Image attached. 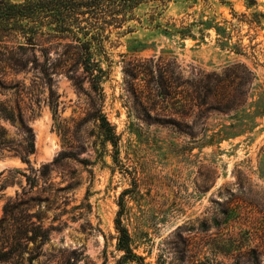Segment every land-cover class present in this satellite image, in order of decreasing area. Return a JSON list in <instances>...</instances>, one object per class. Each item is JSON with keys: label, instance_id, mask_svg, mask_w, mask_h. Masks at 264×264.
Instances as JSON below:
<instances>
[{"label": "rangeland", "instance_id": "rangeland-1", "mask_svg": "<svg viewBox=\"0 0 264 264\" xmlns=\"http://www.w3.org/2000/svg\"><path fill=\"white\" fill-rule=\"evenodd\" d=\"M150 8L107 45L100 92L48 79L31 61L12 69L0 45V103L34 136L28 165L0 150V217L8 200L38 197L55 230L37 264H137L117 249L125 192L120 220L142 264H264V116L254 117L264 107V0H177L152 22ZM159 57L183 80L207 75L205 89L224 90L226 109L209 110L213 96L183 107L181 87L174 101L122 74ZM98 109L114 148L92 120ZM0 126L21 140L17 123Z\"/></svg>", "mask_w": 264, "mask_h": 264}, {"label": "trees", "instance_id": "trees-1", "mask_svg": "<svg viewBox=\"0 0 264 264\" xmlns=\"http://www.w3.org/2000/svg\"><path fill=\"white\" fill-rule=\"evenodd\" d=\"M173 1L177 0H23L19 3L0 0V45L12 69H24L31 61L48 79L51 75L63 74L76 85L86 82L91 90L100 92V84L108 77L112 63L107 45L113 47L119 35L133 31L129 22L140 23L135 13L137 8L150 5L154 14L149 18L152 22ZM181 1L207 3L209 0ZM113 34L116 35L115 40ZM147 62L150 65L146 67L139 65L142 62L123 67L122 74L132 83H153L157 96L169 97L174 101L178 94L175 89L181 87L183 107L202 108L206 100L213 96V105L207 108L217 113L226 109L224 90L216 92L205 89L207 85L203 79H208L207 75L195 81L183 80L179 75H173V61L161 64L159 57L155 62L153 59ZM102 63L106 69L101 67ZM223 81V78H216L215 84L221 86ZM100 112L98 109L92 120L102 132L104 140L114 148L115 134ZM263 116L264 107L257 104L254 117ZM0 120L12 125L17 123L21 135L18 142L6 139L5 131L0 126V150L13 151L28 165V156L34 152V136L24 124L20 111L0 103ZM42 169H47V166ZM3 186L4 183L0 185V190ZM125 194H120V211L114 220L117 249L123 253L122 259L142 264L141 259L132 254L129 235L120 220ZM39 204L38 197L30 196L15 197L3 205L0 217V264H37L35 262L42 256L43 246L55 230L52 224L45 223L46 218Z\"/></svg>", "mask_w": 264, "mask_h": 264}, {"label": "bare ground", "instance_id": "bare-ground-1", "mask_svg": "<svg viewBox=\"0 0 264 264\" xmlns=\"http://www.w3.org/2000/svg\"><path fill=\"white\" fill-rule=\"evenodd\" d=\"M45 150V149H44Z\"/></svg>", "mask_w": 264, "mask_h": 264}]
</instances>
